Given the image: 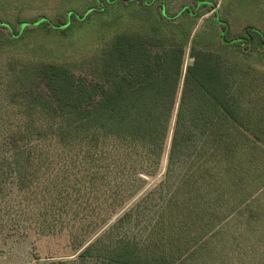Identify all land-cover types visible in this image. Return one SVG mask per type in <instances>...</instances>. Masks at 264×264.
<instances>
[{
	"label": "trees",
	"instance_id": "16d2710c",
	"mask_svg": "<svg viewBox=\"0 0 264 264\" xmlns=\"http://www.w3.org/2000/svg\"><path fill=\"white\" fill-rule=\"evenodd\" d=\"M123 1L154 12L155 0H95L64 23L41 17L18 31L0 20V28L14 40L42 29L67 33ZM160 14L163 21L151 16L140 29L117 31L80 73L55 61L19 68L18 105L31 113L0 143V219L14 215L6 236L70 229L83 249L70 264H193L201 253L212 255L202 264L222 256L230 263L236 249L245 264H264V71L251 76L196 40L185 68L199 15H170L164 3ZM217 21L225 46L264 55V32L246 27L227 40L229 24ZM171 132L164 181L84 245L158 172ZM143 202L159 207L157 218L141 238L122 235Z\"/></svg>",
	"mask_w": 264,
	"mask_h": 264
},
{
	"label": "rangeland",
	"instance_id": "374dc122",
	"mask_svg": "<svg viewBox=\"0 0 264 264\" xmlns=\"http://www.w3.org/2000/svg\"><path fill=\"white\" fill-rule=\"evenodd\" d=\"M163 3L170 15H178L184 10L199 15L196 18L189 45L186 47L185 68L193 63L191 50L196 40L204 49L223 53L231 64L239 66L242 70L250 71L252 69L251 71L254 72H249L251 76L254 75L255 70L264 71L263 54L256 51L248 53L242 46L227 47L223 44L221 40L222 27L217 21L219 18L229 24L230 32L226 37L227 40L241 37L246 27L257 28L264 32V0H155L154 12L146 10L141 5L142 3L132 4L123 1L118 6L111 7L109 13L100 18L93 17L90 21L77 25L73 24L68 28L67 33L54 34L48 29H42L30 35L26 33L22 38L23 40L12 39L8 29L0 28L1 43L3 39L6 45L0 47V143L14 135L20 129L22 120H25L31 113L23 105H18L14 81L20 67L25 64L33 65L38 62L55 61L66 63L74 71L80 73L82 62L98 51L103 44L108 43L117 31L140 29L150 20L148 18L151 16L153 19L163 21L160 14ZM95 4H97L95 0H0V20L12 24L17 27L18 31H22L24 26L20 25L21 22L29 23L41 17H48L56 24L64 23L67 21L66 15L71 12L86 14L93 9ZM180 21L181 18L176 22L179 23ZM185 29L191 31L192 27L187 25ZM182 87L183 80L177 96V105ZM176 113L177 106L172 120V130ZM33 115L37 114L33 113ZM171 134L172 132L166 143L158 172L154 176L148 177L145 185L138 193L128 200L123 207L118 208L104 226L90 234L83 243L84 245L94 242L107 232L119 217L136 207L164 181ZM53 162L56 165L55 170H57L60 165L58 155H55ZM52 169L54 168L52 167ZM61 172L62 166L59 173ZM155 198L157 204L162 203L159 195ZM159 210L155 204H144L143 202L141 208L137 210V217L134 216L133 222L127 225L121 234L133 238L143 237L151 224L148 222L157 218L156 214ZM113 211L109 210L108 212L113 213ZM12 217L14 218L13 212L12 216L5 214L0 219V225L2 224L1 220H4L5 225H8L7 231L4 233L0 230V264H70L78 260L83 249L80 246L81 242L72 237L70 229H64L55 235L32 233L26 238H11L6 234L12 232L10 230L12 229V223H10ZM20 229L25 230L22 226ZM196 255L193 264H202L204 259L209 261L212 258V255L203 253ZM213 255L216 257V254ZM251 258L254 259V257ZM245 260L246 257L244 258L236 249L231 252L230 263H226L223 256L222 258L216 257V260L214 258L213 262L214 264H245ZM254 263H256L255 260L248 264Z\"/></svg>",
	"mask_w": 264,
	"mask_h": 264
}]
</instances>
